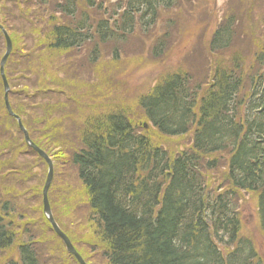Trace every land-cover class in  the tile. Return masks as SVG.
I'll return each mask as SVG.
<instances>
[{"label":"trees","instance_id":"1","mask_svg":"<svg viewBox=\"0 0 264 264\" xmlns=\"http://www.w3.org/2000/svg\"><path fill=\"white\" fill-rule=\"evenodd\" d=\"M108 1L113 3L112 15L90 23L87 16L77 20V0H58L60 17L72 21L50 18L47 50L63 55L94 45L89 62L97 64L101 47L110 46L117 62L122 44L138 29L148 33L160 12L179 2ZM88 3L95 7L93 1ZM28 12L24 11L25 18ZM236 25L228 17L214 28L207 47L218 60L209 83H193L183 72L168 74L139 99V109L160 137L193 132L189 151L169 157L137 132L122 105L104 113L94 108L86 119L81 147L71 154L70 163L85 189L92 237L105 264H264V249L256 244L258 237L264 239V39L251 57L242 56L232 50ZM5 26L12 58L24 50L30 27ZM154 48L151 55L161 58L166 39L157 40ZM201 73L205 75L204 70ZM39 121L41 131H36L48 141L52 152L45 150L53 155L58 133L65 128L52 130L46 116ZM211 173L216 178L208 184L206 175ZM1 187L14 195L15 189ZM241 197L254 203L257 232L243 229ZM23 218L13 201L0 202V264H41L31 231L20 222ZM83 258L91 264L86 254Z\"/></svg>","mask_w":264,"mask_h":264},{"label":"rangeland","instance_id":"2","mask_svg":"<svg viewBox=\"0 0 264 264\" xmlns=\"http://www.w3.org/2000/svg\"><path fill=\"white\" fill-rule=\"evenodd\" d=\"M91 1L95 4L93 9L88 0H77L78 21L80 17L87 16L93 23L112 15L113 3L108 0ZM57 4L58 0L0 2V25H19L22 29L27 25L30 27V37L26 39L24 50L8 61L9 103L12 110L22 114L19 117L33 135L32 142L53 162L54 179L48 199L55 221L82 257L86 254L91 264H105L100 246L92 237L91 211L85 189L78 171L70 163L71 154L81 147L80 136L86 119L95 113L92 109L104 113L122 109V105L137 132L147 135L153 146L165 149L169 157L189 151L193 132L180 138L160 137L139 109V99L168 74L183 72L193 83H209L208 75L218 59L210 55L207 44L214 28L228 17L237 22L232 50L251 57L264 39V0H179L175 8L160 12L157 25L148 33L138 29L127 43L121 45L119 61L114 60V51L107 46L99 50L97 64L89 62L94 45L88 44L87 48L63 55L47 50L45 34L52 24L50 18L54 16L59 23L72 21L60 17ZM253 8L254 11L251 10ZM26 10L29 12L25 18ZM106 10L109 12L107 15L103 13ZM259 11L260 15L256 17ZM20 15H23L22 20H17ZM162 38L166 39V51L156 59L151 52L156 41ZM0 51L1 61L5 53L1 36ZM28 55L32 59L24 58ZM202 70L205 71L204 76ZM37 91L40 93L36 94ZM44 116L52 130L65 128L63 133H58L59 142L54 146L53 155L48 153L52 152L48 141L41 140L40 132L36 131H41L42 121L39 120ZM24 143L17 122L6 112L0 76V202L13 201L19 208V215H24L20 222L31 231L32 243L41 264H78L54 234L43 213V189L48 166L38 155H32L31 150L24 149ZM16 170L22 174L15 173ZM211 174L206 175L208 184L216 178ZM17 182H20L19 187ZM215 184L218 185L219 181ZM1 185L15 189L14 195L4 193ZM238 201L244 231L257 232L253 201L250 197H241ZM15 222L20 224L17 220ZM256 244L264 249L262 237L256 239Z\"/></svg>","mask_w":264,"mask_h":264},{"label":"water","instance_id":"3","mask_svg":"<svg viewBox=\"0 0 264 264\" xmlns=\"http://www.w3.org/2000/svg\"><path fill=\"white\" fill-rule=\"evenodd\" d=\"M1 1L2 0H0V2ZM0 30L3 33V36H4L5 41H6V45H7L6 53H5V55L1 61V66H0V74H1V78H2L3 86H4V102H5L6 110L10 116L14 117L17 120L20 131L23 133L25 142L28 145V147H30L41 158H43L48 165L47 181H46V184H45L44 189H43V208H44L43 212H44V215H45L47 221L50 223L53 231L56 233V235L64 243L67 252L70 255H72L79 264H86L85 261L82 259V257L76 252L75 248L73 247V245L70 242V240L68 239V237L59 229L58 225L56 224V222L53 218V215H52V212L50 209L49 200H48V191L50 189V186H51V183L53 180L52 162L49 159V157L43 151H41L36 145H34L32 143V141L29 138L28 132L26 131V129L22 125L21 119L18 116L14 115V113L12 112V109H11V106L9 103V97H8L9 92H10V88L8 86V81H7V78H6L5 73H4V68H5L6 62H7L8 58L12 52V42H11V39H10L8 33L3 29V27L0 26Z\"/></svg>","mask_w":264,"mask_h":264}]
</instances>
